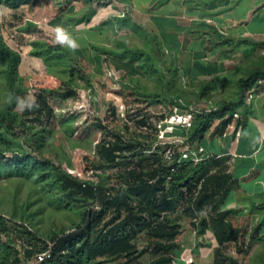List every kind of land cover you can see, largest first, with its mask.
I'll return each instance as SVG.
<instances>
[{"label": "rangeland", "instance_id": "rangeland-1", "mask_svg": "<svg viewBox=\"0 0 264 264\" xmlns=\"http://www.w3.org/2000/svg\"><path fill=\"white\" fill-rule=\"evenodd\" d=\"M134 1L140 7L146 0ZM158 1L153 0V3ZM125 17L107 22L113 47L103 76L93 79L75 56L66 68L46 67L50 77L34 78L19 74L20 97L36 98L39 92L44 91L54 116L43 126L27 122L30 129L26 135L18 129L6 132L5 124L0 123V136L3 135L11 145L9 150L6 146H1V149L6 151L7 159L14 153H27L50 166L47 170L36 169L30 176H18L5 172L0 164V214L14 223L9 234L0 235V264H40L37 247H34L36 252L31 257L26 254L33 247L29 236L22 232V225L43 240H49L57 234L72 231L82 222L84 212L92 207L93 202L81 196H70L59 182L64 175L86 183H100L105 188L117 189L126 183L122 176L128 168H97L103 164L98 155V145L103 139L118 134L125 141L152 143L156 140L155 125L165 117L172 120L176 115L182 117L188 112L210 111L222 102V98L205 90L206 87L195 88L178 70L166 66L155 47L154 38L139 31V27L128 25L129 20ZM2 26L0 22L1 30ZM31 29L41 33L38 27ZM37 40L57 44L51 39ZM233 48L241 51L242 62L233 72V82L225 93L228 101L237 99V82L241 77L257 67L264 69V40L239 41ZM126 51L127 55L121 58ZM118 61L125 62V65L118 64ZM71 67L74 73H69ZM4 70L5 66L0 64L1 108L7 104L8 93ZM107 70L115 71L120 79L110 78ZM89 88L93 89L92 94L98 101L89 98ZM66 90L75 92V95L67 96ZM121 104L126 106V118L116 114ZM14 111L18 115V123L32 119L24 111L17 108ZM142 118L150 123L147 129L137 123ZM207 142L206 139L204 143ZM163 150L161 145L160 151ZM29 168L34 169L32 166ZM93 208L99 210L97 206ZM236 213L234 221L242 226L243 235L237 243L231 244L233 255L242 264H264V203L245 200ZM169 219L198 223L188 217L183 208L169 215ZM136 242L139 250H144L151 240L148 235L141 234ZM152 258L154 255L149 251L133 264H149Z\"/></svg>", "mask_w": 264, "mask_h": 264}, {"label": "trees", "instance_id": "trees-1", "mask_svg": "<svg viewBox=\"0 0 264 264\" xmlns=\"http://www.w3.org/2000/svg\"><path fill=\"white\" fill-rule=\"evenodd\" d=\"M30 2L31 0H0V5L18 9ZM94 14L95 11L91 8L77 22H89ZM26 31L30 29L27 28ZM209 33L218 39V44H234L215 27H210ZM31 45V55L42 59L47 68H66L75 56L73 51L64 45L42 40H35ZM99 51L103 54L110 53L103 48ZM127 52L123 53L121 58H124ZM21 60L20 53L6 43L0 29V64L5 66L3 74L8 92L6 106L0 107V123L5 124L6 132L18 129L21 134L26 135L30 129L26 125L27 122H36L42 126L48 124L54 116V111L47 94L41 91L36 95L39 107L31 111L24 110V114L30 115L32 119L18 123V115L14 110L15 97L21 96L18 87ZM71 72L72 67L69 73ZM259 78L264 79V69L261 67L255 68L238 80L236 100H224L215 109L195 113L192 127L177 134L186 135L191 141L199 142L214 127L212 136H224L240 108H243L245 115L248 114L246 93ZM66 92L67 96L75 95L71 90ZM9 93L13 94L11 102L8 101ZM137 123L146 124L145 120ZM0 142V164L5 172L30 176L36 169L42 171L49 168L47 162L39 161L27 153H14L7 159L6 151L2 150L1 146H6L9 150L11 145L3 135L0 136ZM149 148L148 143L125 141L118 134H113L110 139H103L98 145V155L103 164L97 168H128L122 176L126 183L117 189L105 188L100 183H86L71 175L61 177L59 182L69 191L70 196L92 200L93 205L84 212L82 222L72 231L57 234L49 240H43L22 225V232L29 236L33 247L26 251L27 256L31 257L36 252L34 247H37V252L49 255L40 264H133L140 256L150 251L154 255L150 264H172L181 226L170 220L169 215L175 214L180 208L184 209L188 217L198 221L192 224L198 225L200 233L211 228L222 249H225L228 243H237L243 235L242 227L233 225L229 219L231 211L221 210L235 183L233 176L228 172V158H217V155H214L199 164L184 161L170 166L162 155L147 154ZM93 206H97L99 210H95ZM12 225L14 223L0 214V235L9 234ZM141 234L148 235L151 240L149 247L144 250H139L136 242ZM221 251L219 248L216 253L220 254ZM121 260L124 262H120ZM229 260L238 264L232 258Z\"/></svg>", "mask_w": 264, "mask_h": 264}, {"label": "crops", "instance_id": "crops-1", "mask_svg": "<svg viewBox=\"0 0 264 264\" xmlns=\"http://www.w3.org/2000/svg\"><path fill=\"white\" fill-rule=\"evenodd\" d=\"M91 8L95 14L90 21L77 22ZM123 12L128 25L154 38L166 66L178 70L188 84L206 87L222 101L242 62L241 51L233 47L239 41L264 40V0H146L140 7L134 0H31L18 9L0 5V22L7 44L21 55L19 74L49 76L43 60L31 55V43L39 38L55 41L53 29L60 25L77 45L71 48L77 61L95 79L104 75L107 59H111L99 51L110 52L113 47L107 22L120 18ZM210 27L234 44H218ZM246 105L248 114L240 108L224 136H212V127L198 142L206 152L213 151L209 154L228 158V172L235 183L221 210L231 211L229 219L235 227H242L234 218L243 201L264 203V99ZM177 223L181 228L172 264H233L231 258L242 264L233 255L231 244L235 242L222 249L211 228L200 233L198 225ZM219 248L222 251L217 254Z\"/></svg>", "mask_w": 264, "mask_h": 264}, {"label": "built area", "instance_id": "built-area-1", "mask_svg": "<svg viewBox=\"0 0 264 264\" xmlns=\"http://www.w3.org/2000/svg\"><path fill=\"white\" fill-rule=\"evenodd\" d=\"M122 17H125L124 13H122ZM106 73L110 78H113L116 81L120 79V75L113 70H107ZM92 90V88H89L88 90L89 98L93 101H98L97 96L92 94ZM257 99H264L263 78L257 79L252 87L247 91L245 103L252 105V103ZM116 114L117 116L121 115L126 118V106L121 104V106L117 108ZM194 116L195 112H188L182 115V117H180V115H176L172 120L165 117L162 121H159L155 125L154 136L156 137V140L155 142L148 143L150 148L146 151V153H158L159 155H162L164 160L167 161L170 166L174 163L181 164L184 161L199 164L214 157V155L207 153L198 142L191 141L186 135L177 134L179 130L186 132L192 127ZM140 120H145V118L139 119V121ZM145 122L146 124L141 126L142 128L147 129L150 123L148 120H145ZM161 145L164 146V150L162 152L160 151ZM221 157L222 156H217V158ZM48 256V253H40L37 256V260L41 263Z\"/></svg>", "mask_w": 264, "mask_h": 264}, {"label": "clouds", "instance_id": "clouds-1", "mask_svg": "<svg viewBox=\"0 0 264 264\" xmlns=\"http://www.w3.org/2000/svg\"><path fill=\"white\" fill-rule=\"evenodd\" d=\"M54 34H55V42L60 45H67L69 48L75 49L76 48V43L74 40H72L67 33V31L60 25H57L54 29ZM13 99V94L9 93L8 94V101L11 102ZM16 100V108L19 111H24L25 109L27 110H34L39 107L36 98L34 96H28V97H15ZM256 143H259L260 141L257 140L255 141ZM255 156V155H254Z\"/></svg>", "mask_w": 264, "mask_h": 264}]
</instances>
